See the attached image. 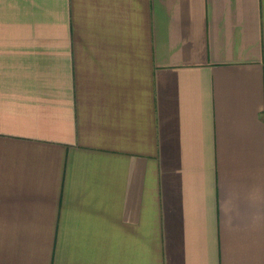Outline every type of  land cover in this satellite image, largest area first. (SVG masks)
I'll return each instance as SVG.
<instances>
[{
	"label": "crops",
	"instance_id": "crops-1",
	"mask_svg": "<svg viewBox=\"0 0 264 264\" xmlns=\"http://www.w3.org/2000/svg\"><path fill=\"white\" fill-rule=\"evenodd\" d=\"M0 264H264V0H0Z\"/></svg>",
	"mask_w": 264,
	"mask_h": 264
}]
</instances>
